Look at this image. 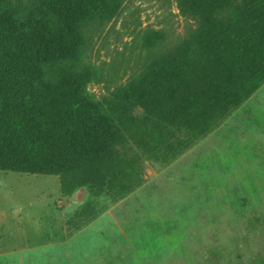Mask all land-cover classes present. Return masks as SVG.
<instances>
[{
    "label": "rangeland",
    "instance_id": "obj_1",
    "mask_svg": "<svg viewBox=\"0 0 264 264\" xmlns=\"http://www.w3.org/2000/svg\"><path fill=\"white\" fill-rule=\"evenodd\" d=\"M196 3L205 21L182 15L178 0H117V19L89 30L88 55L117 58L125 80L142 68L182 78L164 85L162 114L128 118L126 130L145 149L112 186L130 193L93 220L104 195L28 174L22 201L50 189V204L65 212L66 239L0 256V264H264V4L246 25L217 0ZM158 41L159 53L172 51L145 64ZM185 130L192 142L167 146L173 131ZM162 149L168 163L155 161Z\"/></svg>",
    "mask_w": 264,
    "mask_h": 264
},
{
    "label": "trees",
    "instance_id": "obj_2",
    "mask_svg": "<svg viewBox=\"0 0 264 264\" xmlns=\"http://www.w3.org/2000/svg\"><path fill=\"white\" fill-rule=\"evenodd\" d=\"M178 1L186 18L207 19L196 0ZM217 1L221 12L233 11L246 25L264 4ZM120 12L117 0H29L24 6L23 0H0V170L57 175L64 191L87 187L104 195L93 220L130 193L112 186L117 171L145 149L126 130L128 118L146 122L157 111L162 114L164 85L182 78L172 70L142 68L125 80L128 72L117 58L98 61L88 55L89 30L113 22ZM258 28L264 32V21ZM163 43L148 48L145 64L172 51L159 53ZM193 138L188 130L173 131L167 146L178 151ZM159 155L157 162L172 157L165 149Z\"/></svg>",
    "mask_w": 264,
    "mask_h": 264
},
{
    "label": "crops",
    "instance_id": "obj_3",
    "mask_svg": "<svg viewBox=\"0 0 264 264\" xmlns=\"http://www.w3.org/2000/svg\"><path fill=\"white\" fill-rule=\"evenodd\" d=\"M28 174L31 173L0 170V256L66 239L65 212L50 204V189L31 197L28 206L22 201V197L25 199L23 184ZM31 175H35L33 179L44 181L57 179L56 175ZM53 192L56 197L61 193L60 179Z\"/></svg>",
    "mask_w": 264,
    "mask_h": 264
}]
</instances>
